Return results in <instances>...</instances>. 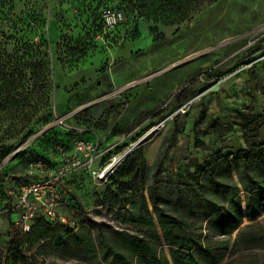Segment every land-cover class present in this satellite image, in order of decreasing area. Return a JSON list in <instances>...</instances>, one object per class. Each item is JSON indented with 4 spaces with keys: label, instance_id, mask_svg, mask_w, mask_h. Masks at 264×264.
Wrapping results in <instances>:
<instances>
[{
    "label": "rangeland",
    "instance_id": "rangeland-1",
    "mask_svg": "<svg viewBox=\"0 0 264 264\" xmlns=\"http://www.w3.org/2000/svg\"><path fill=\"white\" fill-rule=\"evenodd\" d=\"M104 8L121 13L111 31ZM0 27L1 263L15 228L7 192L28 181L31 160L58 161L59 146L97 139L109 151L98 168L157 126L105 181L68 173L80 207L61 209L75 231L89 217L146 235L114 220L108 204L142 188V165L157 163L163 178L183 182L181 170L218 152L264 145V0H12L0 7ZM250 114L262 115L250 123ZM214 222L203 224L204 237L225 235ZM239 230L257 240L220 264H264V210L255 221L243 217L233 238ZM45 263L91 264L54 252Z\"/></svg>",
    "mask_w": 264,
    "mask_h": 264
},
{
    "label": "trees",
    "instance_id": "trees-1",
    "mask_svg": "<svg viewBox=\"0 0 264 264\" xmlns=\"http://www.w3.org/2000/svg\"><path fill=\"white\" fill-rule=\"evenodd\" d=\"M9 1L12 0H0V7ZM261 115L250 114L245 120L258 122ZM172 142L173 137L167 146ZM37 159L51 167L58 163L43 157L29 163ZM142 170V188L120 196L119 205L108 204L114 220L142 226L146 235L111 226L106 230L102 222L89 217L75 231L68 223L38 216L30 231L23 232L14 224V211L10 209L13 194L7 192L6 211L10 226L15 228L0 264H54L45 263V257L52 252L83 256L91 264H220L227 255L240 249L241 243L248 246L257 240L255 235L242 237V230L233 238L232 232L240 227L243 217L252 222L263 213L262 142L248 143L231 155L218 152L204 163H195L192 171L188 167L181 170L178 176L183 182L163 178L157 163L142 165ZM67 180L61 188L72 200V207L79 208L77 197L66 187ZM212 221H215L213 228L225 234L223 237L209 239L202 235L203 224ZM248 226L249 223L245 225Z\"/></svg>",
    "mask_w": 264,
    "mask_h": 264
},
{
    "label": "built area",
    "instance_id": "built-area-1",
    "mask_svg": "<svg viewBox=\"0 0 264 264\" xmlns=\"http://www.w3.org/2000/svg\"><path fill=\"white\" fill-rule=\"evenodd\" d=\"M100 16L105 31L113 30L121 19V13L113 8L102 9ZM57 150L56 166L51 167L42 159L29 163L27 174L30 181L21 183L16 193L9 191L14 195L10 208L14 211V224L23 232L30 231L32 221L38 216L67 223L61 209L72 207L73 203L61 186L68 173L83 169L89 171L96 180L105 181L121 162H115L117 155H114L95 168L96 163L101 162L109 152L97 139L81 138L74 142L71 151H66L62 146Z\"/></svg>",
    "mask_w": 264,
    "mask_h": 264
},
{
    "label": "bare ground",
    "instance_id": "bare-ground-1",
    "mask_svg": "<svg viewBox=\"0 0 264 264\" xmlns=\"http://www.w3.org/2000/svg\"><path fill=\"white\" fill-rule=\"evenodd\" d=\"M159 125V124H158ZM160 127V126H159ZM156 132V128L155 127H153V128H151L150 130H148L145 134H144V136H145V140H148V139H150L153 135H154V133ZM127 150H129V149H126V150H124L123 152H121L120 154L121 155H117L116 157H115V162L116 161H121L122 159H124L123 157H124V155H125V152L127 151Z\"/></svg>",
    "mask_w": 264,
    "mask_h": 264
},
{
    "label": "water",
    "instance_id": "water-1",
    "mask_svg": "<svg viewBox=\"0 0 264 264\" xmlns=\"http://www.w3.org/2000/svg\"><path fill=\"white\" fill-rule=\"evenodd\" d=\"M157 127V126H156ZM155 127V128H156ZM145 139V136L143 135L142 137H140L132 146H131V148L133 147V146H135V145H138V144H140L143 140ZM131 148H129V150H127L126 152H125V155L131 150ZM17 151H15L14 152V154L16 153ZM124 155V156H125Z\"/></svg>",
    "mask_w": 264,
    "mask_h": 264
}]
</instances>
